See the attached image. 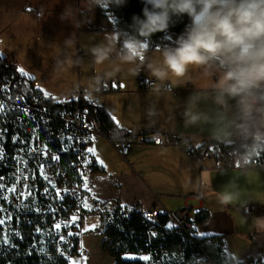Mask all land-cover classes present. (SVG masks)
<instances>
[{
    "label": "built area",
    "instance_id": "2783aa9c",
    "mask_svg": "<svg viewBox=\"0 0 264 264\" xmlns=\"http://www.w3.org/2000/svg\"><path fill=\"white\" fill-rule=\"evenodd\" d=\"M87 28L90 29V26ZM167 43L165 40L150 42V49H158ZM146 63L147 61L144 65L136 63V70L142 76V90L176 91L170 84L159 87L156 80L150 78ZM0 86L5 90L0 93V100L4 103V108L0 111V176L4 179L0 183L6 187H15L24 193L23 198L18 199L15 194L5 192L4 195L8 199H0V205L7 209L4 215L12 216L8 221L11 226L7 233L9 244L13 234L20 235L17 226L25 221L33 224L36 234L40 235L39 244L34 245V249L42 247L47 251L48 247H54L58 254L67 256L73 264V257L91 255L84 245V239L99 235L104 238L107 227L113 225L116 217L140 212L145 218H158L160 211L157 207L128 205L124 209H118L112 208L109 203H98L93 211L87 207L88 195L83 184L87 175H94L100 169V163L95 153H87L86 149L93 148L96 137L104 135L103 127L96 117L100 107L96 93L108 89L109 85L99 84L92 89L79 86L71 99L58 100L52 92L42 88L37 78H31L21 72L15 61L4 60L0 64ZM12 111L18 113L16 119L10 118ZM144 143L145 139L140 135L118 139L113 145L119 155L126 158L133 145ZM154 144L177 145L186 155L195 157L202 166L239 168L233 159L232 150H224V147L215 143L205 144L196 150L181 139H164L162 135L157 134ZM37 146L44 150V154L39 157L30 151ZM48 153L60 159L52 161ZM41 163L45 165L43 174L38 167ZM259 167H264V164L259 165L253 161L249 168ZM45 176L47 180L44 179ZM45 187L49 189L47 193L44 192ZM57 192L60 193L59 196L56 195ZM254 210V205L244 207L246 215ZM168 214L185 239L196 243L198 222L191 209L183 208ZM92 216L102 220V228L84 231L87 220ZM73 217L76 219L73 220ZM16 221H20L17 226ZM57 223L61 225L59 229L55 228ZM66 224L69 226L64 227ZM36 229L40 231L37 232ZM69 232L72 235H68ZM60 236L64 239L60 240ZM223 245L227 250L224 241ZM104 255L109 253L104 250ZM145 256L148 260L151 259L150 255ZM136 257L143 256L137 254Z\"/></svg>",
    "mask_w": 264,
    "mask_h": 264
},
{
    "label": "crops",
    "instance_id": "0c3cea01",
    "mask_svg": "<svg viewBox=\"0 0 264 264\" xmlns=\"http://www.w3.org/2000/svg\"><path fill=\"white\" fill-rule=\"evenodd\" d=\"M31 9L39 8L30 6L25 11ZM113 17V26L109 30L117 32V20ZM86 26L94 28L89 22ZM179 34L168 33L165 37L174 41ZM172 41L167 39L168 43ZM156 50L151 49L148 55L153 56ZM103 65L106 70L98 73L96 81L86 88L109 85L108 89L96 93L101 108L115 118L124 135H142L145 143L133 145L129 155L122 158L113 140L106 135L96 137L94 153L103 164L100 163V169L94 175L86 177L88 209L93 211L98 203L110 202L124 207L136 203L168 213L177 208H189L194 217L199 211L206 212L207 219L198 224V235L222 237L228 254L237 261L264 263V231L256 227V219L264 217V167L243 170L206 167L177 145L154 144L157 134L164 139H181L196 150L217 141L210 124L185 126L182 118L189 95L205 86L199 73L194 70L184 79L170 76L163 82L149 73L159 87L170 84L176 91H145L141 89L142 76L137 72L136 64L121 61L113 52L103 60ZM150 106L156 110V115L151 118L147 115ZM199 109L208 111L211 103L201 102ZM232 191L235 196L225 203L224 195ZM247 205L256 208L249 217L241 214Z\"/></svg>",
    "mask_w": 264,
    "mask_h": 264
},
{
    "label": "clouds",
    "instance_id": "9594fccd",
    "mask_svg": "<svg viewBox=\"0 0 264 264\" xmlns=\"http://www.w3.org/2000/svg\"><path fill=\"white\" fill-rule=\"evenodd\" d=\"M127 0H84L90 13L96 8L122 7ZM141 15H133L130 30L109 33L90 49L97 63L113 52L125 62L144 65L163 82L184 79L197 71L205 86L189 95L182 118L185 126L210 124L214 137L227 144L240 169L264 154V0H143ZM67 10L63 20L70 19ZM189 23L170 43L149 56L157 33H167L176 22ZM90 22V21H89ZM120 45L117 48V45ZM201 102L211 109L201 111ZM156 115L154 106L147 110ZM235 189L236 186L233 185ZM235 191L224 195L227 203ZM219 195V194H218ZM264 231V217L256 219Z\"/></svg>",
    "mask_w": 264,
    "mask_h": 264
},
{
    "label": "rangeland",
    "instance_id": "374dc122",
    "mask_svg": "<svg viewBox=\"0 0 264 264\" xmlns=\"http://www.w3.org/2000/svg\"><path fill=\"white\" fill-rule=\"evenodd\" d=\"M30 6L39 9L25 11ZM65 10L74 15L63 20ZM113 16L109 9L96 8L90 13L84 0H0V61H15L19 70L37 78L56 99L69 100L79 86L95 82V76L106 70L103 62H95L90 49L115 33L109 30ZM87 22L94 28H87ZM93 224L102 228V220L92 216L84 229L91 230ZM84 245L91 255L73 257L72 263L114 264L110 255H104L102 235L86 237Z\"/></svg>",
    "mask_w": 264,
    "mask_h": 264
},
{
    "label": "trees",
    "instance_id": "16d2710c",
    "mask_svg": "<svg viewBox=\"0 0 264 264\" xmlns=\"http://www.w3.org/2000/svg\"><path fill=\"white\" fill-rule=\"evenodd\" d=\"M144 7L143 0H127L122 7H112L111 14L116 17V30H130L133 15H141ZM189 23L185 16L167 33H157L151 42L165 40L168 33H181ZM3 61H0V64ZM97 120L103 127L104 133L115 141L122 137H130L121 132L107 110L97 109ZM140 136V135H137ZM226 150L227 144L212 141ZM208 144V143H206ZM9 148V146H7ZM254 162L264 164V154ZM195 218L200 224L207 219L206 212H197ZM20 221H16V226ZM168 212H161L156 221H151L140 212L124 214L116 217L112 226L107 227L103 238V249L115 260L116 264H244L259 260L237 261L224 248L222 237L197 236L196 243H190L176 227L169 228ZM3 227L0 226V231ZM17 229L19 236L13 234L11 244H0V264H71L67 256L57 253L54 247L34 249L39 244L40 235L35 232V226L22 221ZM150 255V260H141L136 255Z\"/></svg>",
    "mask_w": 264,
    "mask_h": 264
},
{
    "label": "snow or ice",
    "instance_id": "6c2138e0",
    "mask_svg": "<svg viewBox=\"0 0 264 264\" xmlns=\"http://www.w3.org/2000/svg\"><path fill=\"white\" fill-rule=\"evenodd\" d=\"M166 39L169 40L168 37H167ZM20 71L23 72L22 69H21ZM25 75H26V74H25ZM114 86H115V85H114ZM40 91H43V90L40 89ZM45 95H47V93H45ZM21 99H22V97H21ZM3 108H4V103H3L2 100H0V111H2ZM41 119H43V118L41 117ZM113 119H115V118L113 117ZM37 139H39V137H37ZM69 139H72V137H69ZM157 142H158V141H157ZM30 151H31L32 153H34L37 157H39L40 155L44 154V150L40 149L39 146H37L36 149H34V150H30ZM86 152L92 154V153L95 152V149L92 148V147H88V148L86 149ZM0 153H2V149H0ZM48 154L50 155V159H51L52 161H57L58 159H60L58 156L51 155L50 153H48ZM100 163L103 164V161H100ZM38 167H39V169H40V171H41V174H43V171H44L45 165L41 163V164L38 165ZM3 179H4V177H3V176H0V181H2ZM44 179L47 180V179H48L47 176H45ZM18 182H19V181H18ZM49 183H51V181H49ZM83 187H84L85 189H88V188H89V185H88V183H87L86 180H85V182H84V184H83ZM48 191H49V189H48L47 187H45V188H44V192L47 193ZM5 192L15 194L16 197H17L18 199H22V198H23V195H24L23 191H20V190H18V189L15 188V187H6L4 184L0 183V199H3V200H7V199H8V197L4 195ZM31 195H32V192L30 191V192H29V196H31ZM56 195L59 196L60 193L57 192ZM121 207L123 208L124 206L122 205ZM6 211H7V209L4 208L2 205H0V226H6V225H8V221H10V220L12 219L11 214H8L7 216L4 215V213H5ZM50 211H51V209H50ZM72 219L75 220L76 217H73ZM68 226H69V225H67V224L64 225V227H68ZM10 227H11L10 225H8L7 227H3L2 231H0V244H9V240H8V237H7V233L10 231ZM60 227H61L60 224H58V223L55 224V228H56V229H59ZM96 227H97V225H95V224H93V225L91 226V228H92L93 230H94ZM167 227L172 228L173 225H172V224H168ZM88 230H89V229H87V228L84 229V231H88ZM36 231L39 232L40 229H36ZM68 235H72V233L69 232ZM59 239H60V240H63L64 237H63V236H60ZM81 247H82V245H81ZM85 259H86V258H85ZM140 259H141V260H148L149 258H148L147 256H143V257H140ZM73 264H75V262H73Z\"/></svg>",
    "mask_w": 264,
    "mask_h": 264
},
{
    "label": "bare ground",
    "instance_id": "6f19581e",
    "mask_svg": "<svg viewBox=\"0 0 264 264\" xmlns=\"http://www.w3.org/2000/svg\"><path fill=\"white\" fill-rule=\"evenodd\" d=\"M151 50V49H150ZM2 92H5V90H4V88H2L1 86H0V93H2ZM97 95V94H96ZM17 116H18V113L16 112V111H12V113L10 114V118L11 119H16L17 118ZM104 135H106L105 133H104ZM100 136H103V135H100ZM142 136V135H141ZM131 137V136H130ZM144 137V136H143ZM122 138H124V137H122ZM121 139V138H120ZM116 141V140H115ZM0 147H2V138L0 137ZM91 175V174H90ZM88 176V175H87ZM86 176V177H87ZM86 180V179H85ZM110 204V206L112 207V208H118V209H124V208H126V207H128V206H125V207H121V206H119V205H116L115 203H109ZM133 205H140V204H132V205H129V206H133ZM142 206V205H141ZM256 209V208H255ZM159 210V209H158ZM160 211V210H159ZM151 221H156L157 220V218L156 219H150ZM174 227H175V225H174ZM225 247H226V245H225ZM81 258V257H80ZM244 264H256V262H245Z\"/></svg>",
    "mask_w": 264,
    "mask_h": 264
}]
</instances>
